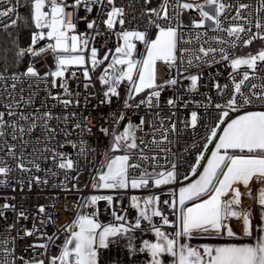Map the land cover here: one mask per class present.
<instances>
[{"label":"snow or ice","instance_id":"1","mask_svg":"<svg viewBox=\"0 0 264 264\" xmlns=\"http://www.w3.org/2000/svg\"><path fill=\"white\" fill-rule=\"evenodd\" d=\"M25 2L27 3L28 0ZM151 3L152 0H143V5ZM0 4L8 5L0 7V21L3 18L10 20V23L2 25L3 28L7 30L16 26L20 20L17 12L20 0H15V2L0 0ZM30 7L31 20L34 22L35 28L42 29V31L32 34L31 45L28 48L17 46L15 56L17 59L27 54L39 56L47 50L56 53V70L47 73L46 76L50 75L53 78L52 87L62 89L66 97H71L74 94L70 90L67 78H65V72L70 66H80L83 68L84 79L91 82L89 68L85 67L89 61L93 71L105 61H109L99 76L100 83L107 86V90L103 93L105 99L101 103L110 104L112 97L119 96L118 87L122 82L127 81L129 88L127 99L124 101L125 108L132 107L129 101L144 92L145 89L150 91L136 107L146 104L151 109L154 99L155 106L159 107L163 88L176 86L178 80L172 78L165 84H158L157 62H162L169 67L176 66L178 53L180 63H184L186 58L188 67L193 66L194 62L197 66H211L220 62H228L232 72L229 74L230 84L221 85L219 82L213 84V87L224 99V103L214 105L215 108L221 110L217 118L218 122L206 128V143L203 145V150L197 155L195 163L190 166L191 174L197 178L179 188L178 200L161 202L158 196H149L143 199V206H141L138 198L133 196L131 206L139 210V216L135 218L134 224L129 223L126 226V217L118 215L115 210L112 211V215L119 223L102 224L98 219L100 210L96 206L100 201H106L111 206L114 202L113 196L92 195L84 198L78 204L75 218L69 224L57 227L53 234H48L44 229L49 224L55 225L56 221L44 205H39L37 214L32 217L31 228L22 226L16 236H11L10 233L16 228V224H10L8 225L9 235L0 236V264H99L100 250L108 249L110 244L118 243L122 238H127V247L131 252L148 253L151 257L149 264H164L162 256L165 254L173 258L172 264H264V110L244 111L236 118L230 119L226 123V127L222 129L218 142L214 144V150L211 151L210 157L206 159L205 164L201 165V161L205 160L204 152L208 150V145L213 142L214 138H217V129L220 124L225 123V118L229 117L230 112H239L247 106L257 105L264 109V77L259 78L261 79L259 84L253 82L258 78L256 75L258 66L264 65V48L259 49L255 54L249 53L246 56H235L228 50L235 49L240 44L251 45L255 40L264 41V0H257L254 10L247 3L240 2L234 6L227 3L226 0H171V3L170 0H161L159 7H147L142 10V15L147 17V25L156 29L154 38L149 35L148 27H145L143 31L125 28L126 23H130V21L125 7L117 6L116 0H73L71 4H68L67 0H31ZM81 7L87 13L97 10L100 24L105 26L106 32L114 34L117 38L114 51L108 49L102 57H98L99 50L95 46L89 48L88 38L74 34L76 23L68 22L66 10L71 8L73 12H76ZM132 7L130 3L128 8ZM233 7H235V15L231 17V21L225 27V20L228 19L227 12ZM187 10L198 12V18L192 20L191 27L204 30L195 33L196 41L204 38L208 31L226 33L227 37L231 39L213 35L209 39H204V44H208V47L201 44L198 49H178V45L181 43H192L191 39H183L184 33L181 31L185 27L181 16ZM77 19H87V17H77ZM132 19H136V17L133 16ZM118 26L119 30H117ZM87 28L96 30L95 36L105 34L98 30L99 24L96 19L89 20ZM95 36L92 39H95ZM45 38L54 41V43H49L46 48H40L37 51L34 46ZM136 42L145 45V54L141 59H136L133 55L137 48ZM213 42L221 47H213ZM225 44L228 45V49L222 46ZM85 52L90 54L86 56ZM185 54H187L186 57ZM241 68L245 70L240 72ZM186 70L187 68H185ZM23 75L39 78V73L33 66L27 67ZM71 75L75 77L76 73L73 72ZM185 78L190 81V91L198 89V82L201 79L199 74L189 75ZM4 79L3 73H0V80ZM12 79L15 80L17 77L12 76ZM57 79L60 80L59 84ZM89 86L87 83L84 84L86 89ZM12 87L15 88L16 85L13 84ZM225 90L228 93L226 97ZM75 95L79 96V93L77 92ZM52 99L57 100L65 107L74 102L71 99H62L59 95L52 96ZM31 102V99L27 101L29 104ZM75 103L78 105L79 101L76 100ZM167 104L174 107L176 100L168 99ZM13 106V103H9L5 106L8 109L7 112H0V139L7 135V129H11L12 140H23L25 134L33 132L37 127H42L48 133L45 137L46 143H50L55 138L56 130L48 123L54 118L50 111L39 115H25L13 111ZM15 107H19V102H15ZM5 115L8 117L18 116V120L9 122L5 120ZM71 115L75 117L76 113ZM155 115L159 117V113ZM171 115L175 116V113L173 112ZM55 118L60 119V117ZM63 119L67 121L68 117L65 116ZM83 119L86 121L87 117ZM165 119L170 121L171 117L160 118L158 123L156 120L151 122L152 139L148 142L143 136L137 135L138 130L144 131L145 120L143 117L140 118L139 124L128 121L120 130L121 121L125 120L124 114L121 113L118 118L114 119L115 126L111 128V131L108 128H102L101 131L104 135L110 136V144L108 150L103 153L100 167L95 169L96 175L93 177L92 187L116 190L127 189L129 186L133 189L147 187L150 182L156 187L178 183L175 159H169L165 155V164H160L159 156L145 154L147 150L171 153V148L167 145L172 144L173 141L169 136L178 133V129L174 122H170L165 127ZM198 120L197 112L192 111L190 121L185 122V127L195 128ZM19 121L28 122L27 127L20 124ZM74 127L91 132V128H88L83 122L76 123ZM157 133H159V139H157ZM65 135H69V133L65 132ZM145 135H149V133H145ZM67 143H70L73 148L77 147L72 141H67ZM26 144L27 141H24L22 149ZM4 145L6 155L15 162V170L21 173H38L41 171V165L37 161L49 159V156L46 155L28 159L23 151L17 155L15 144H8L7 140H4ZM59 147H64V144H59ZM229 150H232V154ZM38 151L41 150L33 149L34 153ZM42 151L51 154L50 158L58 169L66 172L73 169L78 171L75 162L67 154L48 146L44 147ZM85 151L83 141H81L80 154H84ZM236 152L239 154H235ZM149 162H151L152 171H148ZM201 167L202 171L197 172V169ZM13 171L8 160L0 158V186H8L9 177ZM46 171L50 172L51 170ZM133 172L137 175H133ZM51 174L56 175L55 172ZM184 179L187 180L188 176H185ZM33 183L47 184L48 180L46 178L42 180L39 176L32 175L29 177L27 185L24 180H21L18 186L21 190L25 186L30 190ZM253 183L260 185L254 198L261 207L260 224L256 226L259 235L254 244H227L218 247L204 245L201 253L199 249L179 242L181 237L192 238L194 234L222 235L226 232L228 237H235L237 234L228 223L232 218L242 221L244 236H251L253 233L251 210L240 209L239 205L243 195L253 197V190L250 187ZM240 185L249 188V191L246 194L242 193ZM229 194L230 198L224 199ZM205 196H207L206 199L203 198ZM187 202H192L191 206H186ZM160 203L170 204L173 210L177 208V204L179 205V230L172 235L161 231V228L153 223V217H160L164 225L170 223L168 217L159 210ZM8 209L16 212L17 223L29 219L26 211L19 210L17 212L16 206L8 202L0 204V217H5V211ZM85 209H92V211L85 212ZM38 219L42 221L40 224L36 223ZM142 221L148 222L147 229L141 228ZM136 229L154 232L156 242L153 243L145 239L142 246L137 248L132 243L134 237L130 235ZM61 235L64 237L63 242L57 244ZM33 237H39L42 241L33 242L27 246L26 251L30 250L33 255L28 259L23 255L17 256L15 248L17 240ZM52 247L58 249V254L48 255Z\"/></svg>","mask_w":264,"mask_h":264},{"label":"built area","instance_id":"2","mask_svg":"<svg viewBox=\"0 0 264 264\" xmlns=\"http://www.w3.org/2000/svg\"><path fill=\"white\" fill-rule=\"evenodd\" d=\"M15 2V0H13ZM73 0H67L68 4H71ZM161 0H152L150 5H143V0H116L117 6L125 7L128 20L130 23H126L124 26L127 29H138L143 31L145 27H148L149 35L154 37L156 29L154 27H149L147 25V17L142 15V10L147 7H159ZM227 3H231L234 6L240 2L247 3L252 6L253 10L256 7L257 0H226ZM132 4V8H128L129 4ZM171 3V0H170ZM8 5L0 4V7H7ZM21 0L17 7V12L20 16ZM47 10V9H46ZM68 12L67 20L68 22L76 23V30L74 34L82 36V38L89 39V48L95 46L99 52L98 57H102L108 49L114 51L117 45V38L114 34H110L105 31V26L100 24V17L97 15V10L92 13H87L83 7L78 11L73 12L71 8L66 10ZM171 12V8H170ZM246 14V13H245ZM255 15V13L253 12ZM235 15V7L231 8L227 12L228 19L225 20V27L228 26L231 21V17ZM87 17V19H77V17ZM135 16L136 19H132ZM194 18H198V12L194 10L184 11L181 19L185 27L181 29L184 33V40H192L191 44H179V48H192L198 49L201 44L204 47H208V44H204V39H209L213 35H219L225 39H231L227 37L226 33H213L208 31L206 36L200 41L194 39L196 32H202L203 29H193L191 27V22ZM96 19L99 24V31L105 33L103 36H95L94 29H88L87 23L89 20ZM223 19V17H222ZM10 23L9 18H3L0 21V29L3 28V24ZM119 30V26L117 27ZM255 31V29H253ZM47 31V30H43ZM38 32V31H36ZM243 35V34H242ZM95 36V39L92 37ZM49 43H54L47 38L38 41L34 46L38 51L40 48H46ZM29 45L23 48H28ZM137 48L134 52V58L141 59L145 54V45L140 42H136ZM213 47H221V45H216L212 43ZM228 49V45H222ZM264 48V41L255 40L251 45L243 46L238 45L235 49H228L235 56H246L249 53L255 54L259 49ZM86 56L90 53L85 52ZM56 53L51 50H47L41 53L39 56H33L27 54L24 57L28 59V65L23 70L13 73V74H3L5 76L4 80H0V112H7L5 107L9 103H13V111L17 113H24L25 115H39L45 111H50L53 114V119L48 123L50 127L56 130L55 138L46 143L45 137L48 135L42 127H37L33 132L24 135L23 140L17 139L12 140L11 129H7V135L0 139V158L8 160L10 166L13 167L14 171L10 174L8 186H0V204L8 202L16 206L17 212L19 210H24L28 213V220H21L17 223V214L11 209L5 211V217H0V236L9 235L8 225L16 224V228L10 233L11 236H16L17 231L23 226L31 228L32 217L37 214V206L44 205L49 213H51L53 219L56 221L55 225L49 224L44 231L48 234H53L56 232V228L59 226H64L69 224L74 218L78 211V204L81 203L84 198L90 197L92 195H101V191L98 188L92 187L93 177L96 175L95 169L100 167V163L103 159V153L108 150L110 144V136L104 135L101 131L102 128H111L115 125L113 124L114 119L118 118L119 114L123 113L125 120L121 121L120 130L123 126L131 121L133 124H139L140 118L143 117L145 124L143 125L144 131H137L138 136H143L145 141L148 142L152 139V128L151 122L156 120L159 122L160 118L171 117V120L165 119V127L168 126L170 122H174L177 125L178 133L170 134L169 138L173 141L172 144L167 145L171 148V153L154 152L147 150L146 155L152 156L157 155L160 157L159 163L165 164L164 157L168 156L169 159H175L177 163L178 172V183H172L169 185H161L159 187L154 186L151 182L147 187H141L137 189H132L130 186L127 189H117L114 192L113 204L109 206L106 201L98 202L97 206L100 210L99 221L102 224L109 223H119L115 220L112 215V211L115 210L118 215L126 217V226L131 223L134 224L135 218L139 216V210L133 208L131 198L133 196L149 197L158 196L160 201L178 198L179 188L187 185L189 182L193 181L196 176H193L190 171V166L195 163L197 155L203 150V145L206 143V128L216 124L218 122L217 118L220 114V109L214 107L216 103L223 104L224 99L218 93L217 89L213 87V84L219 82L221 85L230 84L229 74L232 69L228 66V62H220L216 64L201 65L197 66L194 62L193 66L188 67L186 63V58L184 63H180L179 53L177 65L169 67L162 62H157V83L165 84L166 81L176 78L178 84L176 86H165L161 91L159 107H156V101L153 100V107L150 109L146 104H139L141 99H145L146 94L150 91L145 89L144 92L135 96L133 100L129 103L132 105L130 108L124 107V101L127 99V92L129 85L127 81L122 82L118 87L119 96H114L111 98V103H101L105 99L103 93L107 90L106 85H102L99 81V76L102 74L103 69L107 66L109 61H105L104 64L98 66L94 71L91 70L90 61L85 67L89 68V74L91 76V82L86 81L83 76V68L80 66H70L65 72V78H67L70 90L73 92V96H64L63 90L59 87H52V77L47 75L51 71L56 70ZM187 54H185V57ZM219 59V56H217ZM33 66L37 69L39 73V78L28 77L23 75L27 67ZM185 68L187 70L185 71ZM245 69L241 68L240 72ZM75 72L76 75L73 77L71 73ZM199 74L201 79L198 82V89L195 91H190V81L185 77L189 75ZM257 79L253 82L259 84L261 83L260 77H264V65L258 66L257 69ZM12 76H16L17 79L13 80ZM239 78V77H238ZM57 83L60 80L57 79ZM89 84L90 86L86 89L84 84ZM15 84L16 87L13 88L12 85ZM79 93L76 96L75 93ZM51 93V95H49ZM227 90H225V97L227 96ZM59 95L62 99H71L74 102L67 107L63 106L57 100L52 99V96ZM210 98V100H209ZM31 99V103L27 101ZM168 99L176 100V105L170 107L167 104ZM78 100L77 105L75 101ZM15 102H19V107H15ZM208 105V107H205ZM252 110H264L259 105L257 106H247L241 109L239 112H230L229 117L225 118V123L220 124L217 129V138H214L213 142L208 145V150L204 152L205 160L201 161V165L206 162V159L210 157V153L214 150V144L216 143L222 129L226 126V123L230 119L236 118L237 115L242 114L244 111ZM196 111L199 117L197 126L195 128L185 127V122L190 121L191 112ZM175 116H172V113ZM76 113L73 117L71 114ZM159 113V117L155 114ZM67 116L68 120L65 121L63 117ZM55 117H60L56 119ZM84 117L87 120L84 121ZM5 120L12 122L18 120L17 117H8L5 115ZM78 122L86 123L88 128H91V132L82 131L81 129H76L74 125ZM20 124L27 127L28 122L19 121ZM65 132L69 135H65ZM149 133V135H145ZM157 139H159V133L156 134ZM4 140H7L8 144L16 145L17 155L23 151L26 158L31 159L34 156L46 155L49 156L47 160H39L37 162L41 165L40 172L33 173H21L15 170V162L6 155ZM24 141L27 144L22 145ZM67 141L74 142L77 147L73 148ZM81 141H83V147L85 148L84 154H80ZM59 144H64V147L60 148ZM54 147L57 151L67 154L76 164V169L65 171L60 170L53 163L50 158V153H43L44 147ZM151 147V146H150ZM33 149H39L41 151L33 152ZM148 171H152L151 162L147 165ZM202 168V167H201ZM201 168L197 169L200 172ZM51 170L46 171V170ZM163 170V169H157ZM55 172L56 175L51 173ZM39 176L42 180L47 179V184H35L33 183L31 189L27 186L23 190L18 186L19 181L24 180L27 185V181L30 176ZM133 175L137 173L133 172ZM67 176V179H66ZM188 176V179H184ZM55 185V187H54ZM75 185V187H73ZM15 189V190H13ZM175 194V195H174ZM8 199L5 200L4 198ZM15 197V199H12ZM54 206V207H53ZM159 210L164 216H167L170 223L164 225L160 217H153V223L157 224L161 231L172 235L175 231L179 230L178 225V207L173 210L169 205H164L160 203L158 205ZM85 212H90L92 209H85ZM41 220H36L37 224H40ZM149 227L147 221L141 222V228L147 229ZM140 230V229H136ZM63 235H61L60 240L57 244L63 242ZM33 242H42L39 237L25 238L23 240H17L15 248L16 255H23L28 259L33 253L27 249V246ZM42 251V250H37ZM58 254V249L55 247L50 248L48 255ZM47 259L46 257H41Z\"/></svg>","mask_w":264,"mask_h":264},{"label":"crops","instance_id":"3","mask_svg":"<svg viewBox=\"0 0 264 264\" xmlns=\"http://www.w3.org/2000/svg\"><path fill=\"white\" fill-rule=\"evenodd\" d=\"M216 142H218V139ZM229 152L230 154H232V150H229ZM235 154H239V153L236 152ZM200 171H202V168ZM239 187L241 192L244 194H246L249 191V188H246L242 185H240ZM250 187L253 190V197H248L247 195H243L239 208L251 210L252 213L251 220L253 223V233L251 236H244L242 221L232 218L231 220L228 221V223L233 228V231L237 234L235 237H228L226 232L222 235L194 234L192 238L181 237L179 242L186 243L192 248L199 249L201 253L203 252L204 245H208L211 247H218L227 244H249V243L254 244L256 242V237L259 235V233L256 231V226L260 224V212H261V207L257 203L254 197L257 194V190L260 187V185L253 183L250 185ZM203 198L206 199L207 196ZM228 198H230V194L229 196L224 197V199H228ZM191 203L192 202H187L186 206H191ZM177 207L179 211L178 204ZM178 225H179V220H178ZM130 235L134 237L132 243L137 248L142 246L143 240L145 239L153 243L156 242L155 233L152 231L135 230L132 233H130ZM150 259H151L150 255L146 252L145 253H141L139 251H136L135 253L131 252L127 247V238H122L118 243L110 244L108 249L100 250L99 264H149ZM162 260L164 261V264H172L173 258L165 254L164 256H162Z\"/></svg>","mask_w":264,"mask_h":264},{"label":"trees","instance_id":"4","mask_svg":"<svg viewBox=\"0 0 264 264\" xmlns=\"http://www.w3.org/2000/svg\"><path fill=\"white\" fill-rule=\"evenodd\" d=\"M31 0L26 3L21 0L20 20L17 25L7 30L0 29V73L13 74L17 73L28 65V59L25 57L17 59L15 53L17 46L19 48L26 47L31 42V37L36 28L34 22L31 20ZM141 197L138 201L143 206V199Z\"/></svg>","mask_w":264,"mask_h":264},{"label":"rangeland","instance_id":"5","mask_svg":"<svg viewBox=\"0 0 264 264\" xmlns=\"http://www.w3.org/2000/svg\"><path fill=\"white\" fill-rule=\"evenodd\" d=\"M154 38V37H153ZM119 154V153H118ZM133 189V188H132ZM99 191H101V195H111L114 197V192L117 190H109V189H98ZM123 190V189H120ZM138 198V197H137ZM139 199V198H138ZM143 203V201H141Z\"/></svg>","mask_w":264,"mask_h":264},{"label":"water","instance_id":"6","mask_svg":"<svg viewBox=\"0 0 264 264\" xmlns=\"http://www.w3.org/2000/svg\"><path fill=\"white\" fill-rule=\"evenodd\" d=\"M35 25V24H34ZM37 31H42V29H36Z\"/></svg>","mask_w":264,"mask_h":264}]
</instances>
